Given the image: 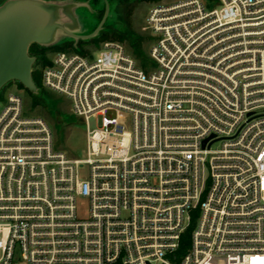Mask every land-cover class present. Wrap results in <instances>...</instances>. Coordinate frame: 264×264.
Masks as SVG:
<instances>
[{"label": "built area", "instance_id": "2783aa9c", "mask_svg": "<svg viewBox=\"0 0 264 264\" xmlns=\"http://www.w3.org/2000/svg\"><path fill=\"white\" fill-rule=\"evenodd\" d=\"M211 1L151 7L146 66L108 41L41 68L83 158L5 94L0 264H264V0Z\"/></svg>", "mask_w": 264, "mask_h": 264}, {"label": "water", "instance_id": "95a60500", "mask_svg": "<svg viewBox=\"0 0 264 264\" xmlns=\"http://www.w3.org/2000/svg\"><path fill=\"white\" fill-rule=\"evenodd\" d=\"M105 13L96 25L89 16L98 13L91 0H4L0 3V91L20 82L33 95L40 88L33 77L37 57L30 47H52L65 40L89 41L105 30L112 6L105 0ZM90 14V15H89Z\"/></svg>", "mask_w": 264, "mask_h": 264}, {"label": "rangeland", "instance_id": "374dc122", "mask_svg": "<svg viewBox=\"0 0 264 264\" xmlns=\"http://www.w3.org/2000/svg\"><path fill=\"white\" fill-rule=\"evenodd\" d=\"M178 0H111V14L109 18V25L113 26L117 31L127 32L134 37H143V46L145 56L138 59L140 64L149 62V49L153 43V38L149 31L145 30L146 18L151 7L157 4L172 3ZM208 5L212 1L205 0ZM3 0H0L2 3ZM90 15V14H89ZM91 25L98 23L97 18L89 16ZM115 41L122 43L127 50V41H120L115 36L111 35L108 38L100 39L95 43L87 44L81 49L84 53H91L99 48L104 42ZM69 40H65L58 45L69 44ZM55 50L49 49L46 51L45 58L51 59L54 56ZM35 68V64H34ZM40 82L42 84L44 101L34 99L25 89H21L12 81L8 83L1 91L5 95L9 90H16L20 92L25 101V113L31 116L42 117L49 123L54 136L56 145L59 149L66 151L69 155L83 158L86 150V124L83 118L75 115L71 110L69 100L63 96L55 93L43 86L41 71L38 72ZM0 91V92H1ZM91 127L97 125L96 119L91 118ZM89 203L87 199L82 200L79 205V215L82 217L88 214Z\"/></svg>", "mask_w": 264, "mask_h": 264}, {"label": "trees", "instance_id": "16d2710c", "mask_svg": "<svg viewBox=\"0 0 264 264\" xmlns=\"http://www.w3.org/2000/svg\"><path fill=\"white\" fill-rule=\"evenodd\" d=\"M4 1V0H3ZM102 16V14L100 15V17ZM115 36L118 40L124 42L127 41L128 43V51L138 60L140 58H143L145 56V50H144V46H143V37H134L132 34H128L127 32H121V31H117L115 28H113V26L107 24L105 30L101 33V35L97 38H93L89 41H79L77 46L74 45L73 41H70L69 44H63V45H55L52 47H49V49L52 50H72V51H78L81 53H84L83 51H81V49H83V47L87 44L90 43H95L97 41H99L100 39H105L108 38L109 36ZM48 50V48L46 47H42L38 44H33L30 47V54L34 55L37 57V61L35 63V68L33 70V77L34 80L36 81L37 85L42 88V84L40 82L39 76H38V72L41 71V68L49 63H51V59H46L45 58V54L46 51ZM144 65L146 66L147 63H144ZM19 88L21 89H25L24 86L17 81H14ZM12 83V82H10ZM9 83V84H10ZM26 90V89H25ZM4 91V90H3ZM3 91L0 92V101L4 100L5 95L3 94ZM43 89L41 91L40 95H33L31 94L28 90L27 92L34 98L37 99L38 101H44V97H43ZM186 243L189 242V234L186 236L185 238Z\"/></svg>", "mask_w": 264, "mask_h": 264}, {"label": "flooded vegetation", "instance_id": "af4514ba", "mask_svg": "<svg viewBox=\"0 0 264 264\" xmlns=\"http://www.w3.org/2000/svg\"><path fill=\"white\" fill-rule=\"evenodd\" d=\"M111 4V0H108ZM91 4L94 6V8L97 11V15L94 16L95 18H97L98 22L101 21L104 13H105V9H106V3L105 0H91ZM112 5V4H111ZM102 14V16L100 17V15Z\"/></svg>", "mask_w": 264, "mask_h": 264}]
</instances>
